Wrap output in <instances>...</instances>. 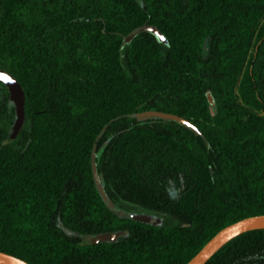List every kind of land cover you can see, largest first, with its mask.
Wrapping results in <instances>:
<instances>
[{
	"label": "trees",
	"instance_id": "trees-1",
	"mask_svg": "<svg viewBox=\"0 0 264 264\" xmlns=\"http://www.w3.org/2000/svg\"><path fill=\"white\" fill-rule=\"evenodd\" d=\"M146 22L169 43L148 30L124 43ZM0 67L23 84L27 111L10 139L16 106L0 80V250L33 264H186L226 225L264 213V0H0ZM149 109L203 134L128 115ZM94 151L116 207L179 222L111 207ZM205 264H264V228Z\"/></svg>",
	"mask_w": 264,
	"mask_h": 264
},
{
	"label": "water",
	"instance_id": "water-1",
	"mask_svg": "<svg viewBox=\"0 0 264 264\" xmlns=\"http://www.w3.org/2000/svg\"><path fill=\"white\" fill-rule=\"evenodd\" d=\"M145 30L153 32L160 41L169 43V38L166 35V33L158 25L148 22L137 26L130 33L126 34L124 36V43H128L132 41L135 36H137L140 32ZM0 80L3 81L9 87L11 99L16 106V118L10 134V139H14L20 133L21 129L23 128L26 122V118H27L26 91L23 84L16 75L8 71L7 69L1 67H0ZM207 96L209 99L211 111L215 115L219 112V103L216 95L214 94L211 88L207 90ZM128 115L143 119L152 116H158L167 120L175 119L178 122L185 124L188 127L194 129L197 133L203 134L202 129L195 122L175 112L158 110V109H149L139 112L128 113ZM106 128L107 125L100 132L99 136H101L104 133ZM205 138L207 140L208 145L211 146V142L209 141V139L206 136ZM97 157H98V153L94 151L93 170H94L96 184L99 188V191L101 192L104 199L108 202V204L111 207H115V204L110 198L109 193L107 191L106 185L104 183L103 175L99 171ZM129 216L144 222H149L154 224L162 223L164 220L162 216L151 212H141L139 214H130ZM257 228H264V213L250 215L226 225L220 231H218L202 247V249L196 255H194L186 264H205L222 246H224L232 238L236 237L237 235L243 232ZM126 233H127L126 229L106 230L93 235L92 241L93 242L117 241L121 235ZM0 264H33V263L13 253L0 250Z\"/></svg>",
	"mask_w": 264,
	"mask_h": 264
},
{
	"label": "rangeland",
	"instance_id": "rangeland-1",
	"mask_svg": "<svg viewBox=\"0 0 264 264\" xmlns=\"http://www.w3.org/2000/svg\"><path fill=\"white\" fill-rule=\"evenodd\" d=\"M127 209H122V208H119V207H116L115 206V209L118 211V212H120V213H122V214H126V215H130V214H139V213H141V212H144V208H142V207H140V206H137V205H133V204H128L127 205ZM162 217H163V219L164 220H169L170 221V223H172V224H177L178 222H179V220L177 219V218H174V217H171L170 215H168V214H162ZM163 220V221H164ZM90 239H92V236H85L84 237V240L85 241H88V240H90Z\"/></svg>",
	"mask_w": 264,
	"mask_h": 264
},
{
	"label": "flooded vegetation",
	"instance_id": "flooded-vegetation-1",
	"mask_svg": "<svg viewBox=\"0 0 264 264\" xmlns=\"http://www.w3.org/2000/svg\"><path fill=\"white\" fill-rule=\"evenodd\" d=\"M118 206H119L120 208H123V206H122L121 204H119ZM144 212H146L145 209H144Z\"/></svg>",
	"mask_w": 264,
	"mask_h": 264
}]
</instances>
